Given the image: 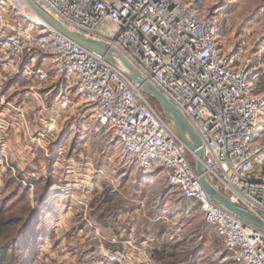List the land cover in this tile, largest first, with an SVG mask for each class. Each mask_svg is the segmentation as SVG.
Returning <instances> with one entry per match:
<instances>
[{
	"label": "built area",
	"instance_id": "2783aa9c",
	"mask_svg": "<svg viewBox=\"0 0 264 264\" xmlns=\"http://www.w3.org/2000/svg\"><path fill=\"white\" fill-rule=\"evenodd\" d=\"M32 1L72 33L123 55L200 137L204 175L235 205L264 219V93H255L252 60L222 46L214 17L182 0ZM34 17L19 0H0V67L11 78H36L28 92L39 95L49 65L55 77L48 93L58 90L62 109L70 94L78 98L143 172L162 170L169 186L198 205L235 263L264 264V232L210 197L191 151L152 97L104 55Z\"/></svg>",
	"mask_w": 264,
	"mask_h": 264
},
{
	"label": "rangeland",
	"instance_id": "374dc122",
	"mask_svg": "<svg viewBox=\"0 0 264 264\" xmlns=\"http://www.w3.org/2000/svg\"><path fill=\"white\" fill-rule=\"evenodd\" d=\"M182 1L216 19L222 46L252 60L255 93H264V0ZM46 69L48 86L37 95L28 92L36 78L0 67V210L10 221L3 228L0 219V247L16 245L12 262L237 264L162 170L143 172L75 96L62 109ZM261 130L264 141V109Z\"/></svg>",
	"mask_w": 264,
	"mask_h": 264
},
{
	"label": "water",
	"instance_id": "95a60500",
	"mask_svg": "<svg viewBox=\"0 0 264 264\" xmlns=\"http://www.w3.org/2000/svg\"><path fill=\"white\" fill-rule=\"evenodd\" d=\"M23 1L29 7V9L33 11V13H35L38 17L47 22L54 29L61 32L76 43L98 51L99 53L104 55L113 64L114 67H116L126 76H128L136 86L140 87L142 91H144V93L154 98L158 102L159 107L165 117L168 118L175 125L188 149L198 157L196 169L199 175L201 176V181L210 197L216 202H218L220 205L237 215L247 224H250L264 232L263 218L249 212L248 210L242 207L235 205L227 196L221 193L213 185V182L210 178H207L204 175L205 155L200 137L197 135L195 130L192 128V126L189 124V122L187 121L185 116L180 112V110L173 103H171L157 87L147 82L142 77V75L118 51L110 48L109 46L103 43L91 41L72 33L63 25L58 23L55 19H53L44 11H42L32 0Z\"/></svg>",
	"mask_w": 264,
	"mask_h": 264
},
{
	"label": "trees",
	"instance_id": "16d2710c",
	"mask_svg": "<svg viewBox=\"0 0 264 264\" xmlns=\"http://www.w3.org/2000/svg\"><path fill=\"white\" fill-rule=\"evenodd\" d=\"M0 219L2 221L1 225L3 226V228H6L7 225L10 224V221H3L4 217H3V211L2 210H0ZM27 222L28 223L25 225L26 228L31 224V221H27ZM3 228L0 227V237L2 236L1 234H4ZM16 244H17V241H16ZM10 245L11 246H9L8 248L0 247V264H18V262L13 263L12 260L10 259L12 256V252H14V250L16 249V245L14 244V247L12 244H10ZM27 255H28V253H27ZM29 261H30L29 259H26L25 261L22 262V264H29L28 263Z\"/></svg>",
	"mask_w": 264,
	"mask_h": 264
},
{
	"label": "bare ground",
	"instance_id": "6f19581e",
	"mask_svg": "<svg viewBox=\"0 0 264 264\" xmlns=\"http://www.w3.org/2000/svg\"><path fill=\"white\" fill-rule=\"evenodd\" d=\"M21 3H24L25 4V2L23 1V0H19ZM26 5V4H25ZM26 7H28L27 5H26ZM33 12V11H32ZM34 14V21L35 22H37V21H39V23L41 22H43L44 23V21H42V19L40 18V17H38L35 13H33ZM197 159H198V157H197ZM197 162V161H196Z\"/></svg>",
	"mask_w": 264,
	"mask_h": 264
}]
</instances>
